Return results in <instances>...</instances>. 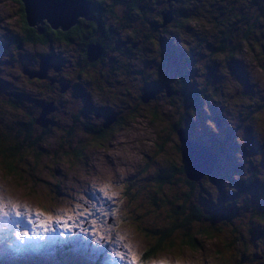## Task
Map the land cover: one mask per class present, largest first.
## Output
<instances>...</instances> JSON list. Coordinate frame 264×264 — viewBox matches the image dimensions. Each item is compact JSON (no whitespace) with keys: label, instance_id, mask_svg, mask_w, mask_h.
Wrapping results in <instances>:
<instances>
[{"label":"rangeland","instance_id":"obj_1","mask_svg":"<svg viewBox=\"0 0 264 264\" xmlns=\"http://www.w3.org/2000/svg\"><path fill=\"white\" fill-rule=\"evenodd\" d=\"M91 1L100 6L97 8L100 13L93 10L97 18L90 21L97 24L102 19V26L85 24L84 27L91 30L89 42L98 39L106 43L103 54L98 57L90 45L83 50V44L78 45L77 41L67 44L59 41L53 34V28L44 27L38 21L35 22L36 28L40 26L47 30L52 41L41 45L23 40L25 32L19 22V3L0 0V50L5 41L1 35L6 36L7 31L14 36V32L20 33L14 40L9 37L10 54H0V75L3 80L18 78L20 88L24 90L20 110L12 107L11 98L0 97V146L17 142L29 148L33 131L44 129L48 132L44 140L48 142L53 135L61 136L60 128L64 124L74 126L72 132L77 138L93 145L85 152L87 162L82 165L72 160L60 162L61 158H56L57 155L69 156L71 152L67 148L54 143L56 148L40 149L38 143L34 148L40 152L39 156L25 153L26 157L32 155L36 160L34 167L26 166V169L17 162L21 150L18 144L13 143L15 149L9 153L17 157L9 158L13 163L12 171L4 166L9 159L2 157L0 151V209L3 210L0 212V264H71L70 256L62 253L60 257L57 253L63 252L70 244L77 247V252L85 253L87 264L96 259L99 264H131L133 255L139 260L144 243L141 232L136 226L132 227L130 216L132 210L137 209L121 197L118 174L129 171L137 183L146 181L152 171L143 173L140 168L145 165V160L137 156L147 152L151 161H158L156 168L162 169L166 162L164 156L170 154L178 159L174 152L177 150L182 159L184 151L176 130L172 139L175 143L154 156L158 137L170 136L164 124L151 122L154 108L159 115L168 114L167 111L174 113L175 109L188 110L190 119L185 123L191 122L189 129H198L200 135L207 136L200 142L197 140L194 146L204 156L213 149L217 151V163L206 172L211 176L222 173L226 180L225 189L229 188L216 196L217 201L234 200L238 194L235 191H240L239 200L247 205L234 208L228 219L243 222V213L250 214L249 209L253 206L249 196H264V187L254 189L245 187L244 183L254 170L260 169L262 177L259 179L264 185V59H261L264 58V15L258 18L252 39H249L250 43H258L254 48L247 42L230 57V61L229 51L218 53L210 49L217 44L232 48L233 42H237L244 32L246 22L240 17L241 12L247 10L257 13L256 17L260 16L259 12L264 13V0H258L256 5L254 1L257 0H141L142 4L138 2L134 8H129L126 0ZM159 10L168 12L171 17H160ZM18 40L22 44L20 48L15 47ZM54 52L65 60L60 79L70 81L72 87L62 94V97L69 98L64 101L68 109L52 111V121L44 126L39 125L41 115L36 121L34 118L39 112L38 101L47 99L50 92L55 93V90H46L49 77L54 74L50 72L45 80H38L46 77L42 72L36 74L41 77L33 76L38 79L28 80L20 68L24 64L37 68L41 54ZM15 58L20 63L13 67ZM163 87L166 92L168 89L171 92L166 94ZM154 89L160 93L152 98L148 90ZM145 91H148L147 96L141 100ZM32 97L33 101L29 102ZM78 99L89 100L83 110L88 111L85 116L77 114L80 111L76 110ZM121 106L127 108L125 112L132 107L144 112L135 117L128 115L121 121L114 116H106L117 113ZM96 111L98 115L94 114ZM218 118L221 119L220 124ZM155 120L159 122V118L155 117ZM119 130L122 138L117 145L112 139ZM184 130L188 137L187 130ZM64 132L68 134V130ZM97 133L104 137L98 138ZM12 137L14 139L10 141ZM102 151L109 153L108 164L100 155ZM239 152L243 156H238ZM76 153L80 154L81 150ZM116 153L122 158L118 156L115 159ZM101 157L103 160L99 159ZM184 159L187 165L190 159L197 162V156ZM190 169L199 171L203 168ZM210 179L201 178L200 181L207 182V185L204 190L198 189L191 195V202L209 205L200 198L204 193L214 197L217 188L211 187L213 181ZM165 184L161 179L157 187ZM106 185L111 186V200L100 192ZM176 187L178 190L174 193L181 191V185ZM145 191L149 192V188ZM12 204L18 207L13 209ZM257 204L258 201L255 202ZM112 205L115 210L109 209ZM127 206L132 209L126 211ZM142 209V217L150 222L149 210ZM35 212L50 213L60 223L54 221L50 230L41 229L37 226ZM262 213L263 217L264 208ZM262 217L253 219L264 229ZM219 239L223 238L203 239L201 247L167 251L147 264H214L212 257L216 249L221 250V254L228 252ZM254 253L258 263L252 261L250 264H264L261 260L264 243L251 251L253 256ZM121 256L124 259H120ZM217 257L223 258L220 254L215 259Z\"/></svg>","mask_w":264,"mask_h":264},{"label":"trees","instance_id":"obj_2","mask_svg":"<svg viewBox=\"0 0 264 264\" xmlns=\"http://www.w3.org/2000/svg\"><path fill=\"white\" fill-rule=\"evenodd\" d=\"M15 1H17L20 6L19 22L21 25V29L23 27L25 32L23 40L42 45H48L52 41V39L49 37V34H47V30L44 29L41 33H39L35 25L29 26L22 1ZM86 1L90 8V16L92 10V3L90 4L88 0ZM138 2L139 4H142L141 0H131L132 7L130 8H134ZM258 3V0L254 1V5ZM93 9H95L94 6ZM225 11L228 10L225 8ZM164 12L160 13V17L164 16ZM256 14L247 10H243L241 12L240 17H243L245 19L244 21L246 22L243 26L244 32L242 34V37L237 42H233V44L231 45L232 48L224 47L223 44H217L216 47L210 49L217 50L218 53H226L227 51H229L228 61H230V57H233L234 53L238 51V49L243 47L247 42V45H251L250 47L252 48L257 46L258 43H250L249 39H252L250 37H252L254 34V30L259 21L258 18H261L264 13L259 12L258 14L260 16L257 17ZM186 18L189 19V17ZM42 21L44 27L47 26V28L49 29L52 28L46 19H42ZM85 24L93 26L98 25L94 24L91 21H88L85 16H82L78 18L77 22L71 25L68 29L62 30L61 27H59L56 29L53 28L52 31L54 36L59 39V41L65 44L70 42L72 38H78L82 42H84L91 31L89 27H84ZM181 24L182 23H180V25ZM94 43L90 45L91 48L96 46ZM262 46L264 47V43ZM179 80L181 81V78H179ZM148 91H145L143 95L140 94L142 95L141 100H143V98L147 96ZM158 93L154 92L152 94V98L157 97ZM134 108L135 107H132V110L126 112L118 111V119H120L121 121L128 115L131 117H135L144 112L143 110ZM83 110H80L77 114H83V116H85L88 111L84 112ZM119 110H127V108L125 106H121ZM167 112L168 114L159 115V111H157L155 108L151 111V122L155 123L156 125H161V123L164 124V126L167 127L168 131L170 132V136H159L158 139L155 141L156 154L154 156L156 157L160 155L164 150L168 149V145L175 143V140H172L173 135L174 132L176 130L178 132L180 128L186 129L188 133L186 147H188V154L190 153L189 158L191 156H195L199 152V150H196L194 144L197 143V140L200 142V140H204V138L207 136L204 137L203 135H200L198 129H189L191 127V122H189V124L185 123V121H189L190 119L188 110L175 109L174 113H170V111ZM42 114L43 110L41 107L39 115L42 116ZM155 117L159 118V122H156ZM193 118H195V116ZM39 125L42 124L39 123ZM64 126L65 125L60 128L61 136L58 138L53 135L52 140L48 142L44 140V137L48 133L47 129H44L41 132H36L34 130L30 137L31 145L29 146V148H27L25 145H20L17 142H13L18 144V147L21 150L18 153L19 157L13 156L9 153L11 149H15V145L13 143H10L5 147L0 146L2 157H7L8 159L12 157L14 159V157H17V162L23 165L25 168L26 166L34 167L36 160L35 157H32V155L39 156L40 154V152L36 148H34V145L39 143L38 148L48 149L49 147L56 148L54 147L55 143L57 145H61L60 147L67 148L71 152L69 156L57 155L56 158H61L60 162H68V160H72L76 162L75 164L81 163L82 165H84L87 162V158H85V152L93 145L90 141L86 142L83 139H78L77 135L72 132L74 126ZM19 127L22 128L23 126ZM194 127L196 128V126ZM64 130H68V134H65ZM192 131L194 133H192ZM121 134L122 133L119 130L117 135H115L112 139V141L114 143H117V145L120 144V140L122 138H120ZM97 137L102 139L104 135L97 133ZM9 139L10 141H13L14 138L12 137ZM82 141L84 142V144H80ZM178 141L181 143L180 140ZM78 150H81L80 154L76 153V151ZM212 151L217 153V151L214 149ZM26 152H32V155L26 157ZM174 152L175 156H177L178 159L172 158L170 154L168 156H164L163 159L166 160V162L162 169L156 168V163L158 161H151V159H149V155H146L147 152L139 156L136 155L137 157H141V160H145V165L143 167L141 166L140 170L146 174H148L149 171H152V175L150 177H146V181L142 180L140 183H137V181L133 178L132 173L129 171L127 173L120 172L118 174L121 180V197L125 198L127 203L134 209L140 211L139 214L137 210H132V214H130L131 224L134 225H129L130 227L136 226L142 234L141 239L144 243V248L140 253L139 260L144 261L145 264H147L149 261L155 259L157 256H161L167 253V251H172L180 247H201L200 243L203 239L207 240L222 237L223 239H219V241H221L220 243L228 252L221 254V250L216 249L214 256L212 257L215 261L214 264H250L252 261H256V263H258L257 258H255L256 254L254 253L255 256H253V254H251V251L257 248L259 244L264 243V229L261 227L260 222L256 224V220H254L253 218L262 217V209L264 208V196H249L250 200L253 202V206L252 209H249L250 214L243 213V222H238L236 220L232 221V219L230 218L228 219V214H230L234 208L238 209L247 205H245L241 202V200H239L241 194L240 191H235V193L238 194L234 200H228L223 203L217 201L216 196L219 195V193H221L222 191L226 192L227 189H229H225V177L222 173L219 172L213 175L214 177L208 174L203 176L204 180L206 178H211L210 180L213 181L211 187L214 185L217 188L214 197L211 196L209 193H204V195L200 198V201H206L207 203H209V205L203 206L198 202H191V195L195 193V191H197L198 189L204 190L207 185V182H205V184L204 182L200 181L201 179L195 181V178L190 177L188 174L189 172L187 170V163H185L186 161H183L184 157L182 155V150L180 149L182 159L178 156L177 150H174ZM65 154L68 155L67 153H64L63 155ZM95 154L96 151H94V156ZM237 155L243 156L241 152H239ZM113 157L115 159L118 158L117 156ZM19 158H21V161H19ZM119 158L122 157L119 156ZM123 159L127 160V158L125 157H123ZM29 161L32 162L29 163ZM4 166L9 171H12V160L9 159L8 161H5ZM260 177H262L260 169L254 170L252 174H250L246 178L244 182L245 187H250L254 189L264 187L261 180L259 179ZM161 179H164V182L166 184L164 186L157 187V182ZM178 184L182 186L181 191H177L174 193L175 190H178L176 187V185ZM147 188H149V192H143ZM256 201H258L257 205H255ZM134 202L136 203L135 205L138 206L137 208L134 206ZM142 208L149 210V214L151 215V218L149 220L150 222H148V220L146 221L143 218L144 216L142 217ZM257 208H259V210ZM130 209L132 208L127 206L126 211ZM135 216H137V219H135ZM118 218H120L119 213ZM262 218L264 219V215ZM124 221L128 223V221ZM57 253L58 255H60V257L62 253H66L68 256H70L72 260L71 264H85V253H77V247L75 245L70 244L64 249L63 252ZM219 254L223 258L219 259L217 257V259H215V256H219ZM261 257V260L264 263V253L261 255ZM93 264H99V260L96 259Z\"/></svg>","mask_w":264,"mask_h":264},{"label":"flooded vegetation","instance_id":"obj_3","mask_svg":"<svg viewBox=\"0 0 264 264\" xmlns=\"http://www.w3.org/2000/svg\"><path fill=\"white\" fill-rule=\"evenodd\" d=\"M88 1H89L90 4L92 3L91 4L92 10H91V15H90V18L91 19H88V21H90L92 19L97 18V16L95 15V13H93V10L94 11L95 10L97 11V8H100V6H97L92 1L90 2V0H88ZM126 4H128L129 8L132 7L131 0H126ZM93 6L95 7V9H93ZM101 7H102V5H101ZM19 11H20V7H19ZM163 12L164 11H160V13H163ZM98 13H100V11H97V14ZM97 24L101 28V26H102V19H99V21L97 22ZM14 33H15V36L14 35H10L8 31H7V35L6 36L5 35H1V38L4 39L5 41L2 44L3 49L0 50V54L5 55V56H7V55L10 54L9 44H10V41L11 40H10L9 37L12 36V38L14 40L15 38H17L20 35V33H17V32H14ZM90 38H91V33H89V36L86 37V40L84 42H82L78 38H72V40H70V41H77L78 42V45L83 44V46H84L83 47V50L86 49L88 45H91L92 43L95 42L94 44L96 46L93 47V48H94V52H95V57H98L101 54H103L104 48L106 47V43L103 42V41H100L98 39H92V41L89 42ZM21 45H22L21 42L18 40L16 42V44H15V47L16 48H20ZM17 50L20 51L21 49H17ZM14 57H16V56H14ZM42 57H47V59H48L47 60L48 67H47L46 73L44 75V76H46L44 79H38V78H35L33 76H29L27 73H25L23 69L25 67H28V66H25V64L21 66L20 71H21V73L23 75H25L28 78V80H33V79L45 80L48 77V74L50 72H52L54 74V76L49 77V85L46 86V90H55L54 91L55 93L50 92V95L48 96L47 99H45L43 101H38L39 102V107H38L39 112H38L37 116L34 118V121H36L37 117L39 116L41 107H42L43 114H42V119H41L40 124L47 125V124H49L52 121V116H50V113L52 111L58 110L60 108H64L65 110L68 109V105L64 101L67 100V99H69V98L62 97V94L63 93L65 94L66 91L69 90L72 87V83L70 81H62L60 79V76L59 75L61 74V72H62V70H63V68L65 66V60L63 58H59L58 53H55V54H52V53H50V54L43 53V54H41L40 55V58L38 60V64L40 63V60H41ZM15 59H16L15 60V63H12V66L13 67L18 66L19 63H20V61L17 58H15ZM90 59H92V58H90ZM93 59H95V58H93ZM28 68L30 70H32V71H35V70L38 69V65H37V68H31V67H28ZM0 70H1V67H0ZM28 83H31V81H29ZM52 87L54 89H51ZM5 89H7L6 92H5ZM163 90L165 92L164 87H163ZM8 91H9V93H8ZM39 92H41V93H43V92L47 93V91H39ZM160 92H161V88H160ZM170 92H171V90L168 89V92H166V94H169ZM23 95H24V90H21V88H20V82H19V79L18 78L13 79V80H3L2 79V75H0V97L1 96H7V97L11 98L12 105H13L12 107L15 106V110H20V98ZM31 101H33V97L30 99L29 102H31ZM80 101H83V100L78 99L77 102L79 103V105L76 106V110H83L84 107H85L86 102H88L89 100L88 101H83L84 104H81ZM80 104L82 105L81 108H79L80 107ZM12 107H9V108H12ZM118 111L125 112V110H118ZM94 114L98 115V111L94 112ZM106 116L107 117L114 116V117L118 118L117 113L111 114V115L108 113ZM217 121H218L219 124L221 123V119L220 118H218ZM203 128L207 130V126H204ZM116 154H117L116 156L118 157L119 154L118 153H116ZM100 155H102L103 158H106L105 159V164H108V161L110 160L109 153L106 154L105 152L102 151ZM102 157L99 158V159H102ZM97 158H98V156H97ZM187 170H188L189 173L194 174V172L189 168V165H187Z\"/></svg>","mask_w":264,"mask_h":264},{"label":"water","instance_id":"obj_4","mask_svg":"<svg viewBox=\"0 0 264 264\" xmlns=\"http://www.w3.org/2000/svg\"><path fill=\"white\" fill-rule=\"evenodd\" d=\"M24 5V10L26 13V18L29 26L36 25L35 22L43 23L42 19H46L52 28L61 27L62 30L68 29L71 25L77 22L78 16H86L87 19H91L89 16L90 8L86 0H21ZM164 16L171 17V14L164 12ZM37 31L41 33L43 28L37 26ZM98 50V49H97ZM43 58V59H42ZM39 63V69L37 71H32L25 67L23 70L29 76H38V73H46L48 63L47 57H42ZM27 71V72H26ZM43 75V76H44ZM151 95L155 90L149 91ZM153 96V95H152ZM208 157L211 158V162L208 166L213 167L216 155L212 152H208ZM197 156V160H198ZM193 163L192 160H190ZM196 163V162H195ZM193 163V164H195ZM190 177L195 178L194 174L188 173Z\"/></svg>","mask_w":264,"mask_h":264},{"label":"bare ground","instance_id":"obj_5","mask_svg":"<svg viewBox=\"0 0 264 264\" xmlns=\"http://www.w3.org/2000/svg\"><path fill=\"white\" fill-rule=\"evenodd\" d=\"M178 136H179V140L181 141V143H183L184 144V151H183V157L185 158V159H187V158H189V155H188V147H186V141H187V135H186V131L184 130V129H179L178 130ZM211 152L212 153H214L215 155H216V153L215 152H213L212 150H211ZM196 156H199L198 157V160H197V162L195 163V164H193V163H191L190 162V160H189V162H188V165H189V168L190 167H192V168H203V169H201V170H192L193 172H194V176H195V180H199V179H201L204 175H206V174H208L209 175V173H207L206 172V169H208V166H209V164H210V162H211V158L210 157H208L207 155L206 156H204V154L202 153V152H198L196 155H195V157ZM217 160H218V157L216 156L215 157V160H214V164H213V167L215 166V164L217 163ZM207 167V168H206ZM212 167V168H213ZM212 168L210 167V169H208L209 171H211L212 170Z\"/></svg>","mask_w":264,"mask_h":264},{"label":"snow or ice","instance_id":"obj_6","mask_svg":"<svg viewBox=\"0 0 264 264\" xmlns=\"http://www.w3.org/2000/svg\"><path fill=\"white\" fill-rule=\"evenodd\" d=\"M110 185H106L104 188L100 189V192L103 194V196L109 200L112 199V194L110 193ZM18 206L15 204H12V208L15 209ZM3 210L0 209V212ZM16 215H20V213H16ZM34 215L38 218L37 219V226L41 229L44 230H50L52 223L55 221L56 223H60V220L56 217H54L50 213H45V212H35ZM66 223V222H65ZM27 235V233H25ZM120 259H124L123 256L120 257ZM131 264H145L144 261H139L137 260L136 256L133 255Z\"/></svg>","mask_w":264,"mask_h":264},{"label":"clouds","instance_id":"obj_7","mask_svg":"<svg viewBox=\"0 0 264 264\" xmlns=\"http://www.w3.org/2000/svg\"><path fill=\"white\" fill-rule=\"evenodd\" d=\"M110 208L112 209V210H115V206L114 205H112V206H110ZM111 218H112V216H111Z\"/></svg>","mask_w":264,"mask_h":264}]
</instances>
